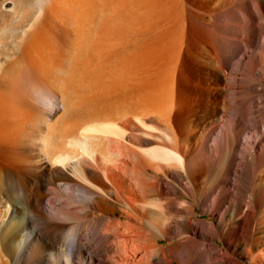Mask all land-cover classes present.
<instances>
[{
  "label": "bare ground",
  "instance_id": "obj_1",
  "mask_svg": "<svg viewBox=\"0 0 264 264\" xmlns=\"http://www.w3.org/2000/svg\"><path fill=\"white\" fill-rule=\"evenodd\" d=\"M242 240L264 258V0H0V264Z\"/></svg>",
  "mask_w": 264,
  "mask_h": 264
},
{
  "label": "rangeland",
  "instance_id": "obj_2",
  "mask_svg": "<svg viewBox=\"0 0 264 264\" xmlns=\"http://www.w3.org/2000/svg\"><path fill=\"white\" fill-rule=\"evenodd\" d=\"M257 88H259V87H257ZM246 196H250V195H246ZM246 196L242 195V197H244V198H247ZM196 209L198 210V207ZM246 209H247V207L244 206L242 209V212L240 213V215L237 216L238 219L236 218V220H239L241 217H243ZM198 217H202V218H206V219H210V220L214 221V218L210 217L206 213H202V214L200 213V214H198ZM215 241L217 243H219L220 247L225 246L224 245L225 242L222 239L216 238ZM249 244H250L249 241L245 242L242 240V241H239L238 244L232 246L229 249L230 252L233 253L232 255L234 257H236L237 261L234 264H264V258L262 257V255L260 253L261 247H252V249H251L252 255H255L254 259H252L251 255L248 253ZM218 264H223V263H222V261H219Z\"/></svg>",
  "mask_w": 264,
  "mask_h": 264
}]
</instances>
